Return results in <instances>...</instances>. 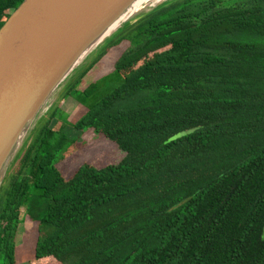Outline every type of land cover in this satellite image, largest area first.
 <instances>
[{"label": "trees", "instance_id": "1", "mask_svg": "<svg viewBox=\"0 0 264 264\" xmlns=\"http://www.w3.org/2000/svg\"><path fill=\"white\" fill-rule=\"evenodd\" d=\"M22 1L0 0V27ZM77 69L79 116L48 109L0 185V264L33 223L27 264H264V0H165ZM87 130L121 159L63 175Z\"/></svg>", "mask_w": 264, "mask_h": 264}, {"label": "water", "instance_id": "2", "mask_svg": "<svg viewBox=\"0 0 264 264\" xmlns=\"http://www.w3.org/2000/svg\"><path fill=\"white\" fill-rule=\"evenodd\" d=\"M133 1L23 0L11 11L0 27V185L50 95Z\"/></svg>", "mask_w": 264, "mask_h": 264}, {"label": "rangeland", "instance_id": "3", "mask_svg": "<svg viewBox=\"0 0 264 264\" xmlns=\"http://www.w3.org/2000/svg\"><path fill=\"white\" fill-rule=\"evenodd\" d=\"M149 6V5H148ZM146 6V7H148ZM151 7V6H150ZM149 8V7H148ZM146 9H142L135 13L133 16H131L128 20L134 21L139 15L142 14ZM102 44H100L95 50H93L85 59L84 61L77 67V71L83 68L89 60L93 58V56L96 54L98 48L102 47ZM126 42H122L120 46L117 47L114 59L127 47ZM99 48V49H100ZM112 52V51H110ZM109 56V54H108ZM109 57L107 58L108 61L104 63V59L102 62H97L85 75V77L82 78L80 83L78 85H81V87H85L89 82L99 78L100 76L110 72L112 70L113 66V60ZM64 86H60V88L56 89L48 98L50 100V105L47 108V110L44 113V115L47 113L48 109H50L52 106L57 104L63 112L66 113V117L69 121L75 120V117L79 116V112L77 111L79 108H77L76 103L73 101L70 97H65L64 94ZM80 106V105H79ZM43 115V114H42ZM43 115V116H44ZM70 134L72 135V130H70ZM19 151V150H18ZM16 152V154L18 153ZM16 154L13 157V161L8 166L3 180L6 177V175L9 173H13V169H15L18 165L19 158H15ZM122 157V152L113 145L112 142L106 141V139L101 134H94L91 130H87L81 136L78 138V141L75 143V148H73L67 157H65L63 160H61L57 166L59 169L62 170L63 175L69 176V172L67 170L74 169L78 164L81 162H88L93 164L96 167H102L109 163H115L118 160H120ZM15 158V159H14ZM13 163V164H12ZM11 169V170H10ZM67 169V170H66ZM10 170V171H9ZM23 225V224H22ZM32 229L30 230H24L20 228V235L17 237V247H16V253H15V259L17 264H27L24 263V261H27L30 259L34 244V237L35 235L33 232H35V223L32 225ZM27 233H25V232ZM33 231V232H32ZM29 232V233H28ZM32 264V263H31Z\"/></svg>", "mask_w": 264, "mask_h": 264}, {"label": "bare ground", "instance_id": "4", "mask_svg": "<svg viewBox=\"0 0 264 264\" xmlns=\"http://www.w3.org/2000/svg\"><path fill=\"white\" fill-rule=\"evenodd\" d=\"M162 0H134L127 8L126 10H124V12L110 25V27L104 32L103 37L97 41V43H94L80 58V63L81 64L84 59L88 56V54L90 53V51L94 48L95 45H97L98 43L101 42V40L110 35L112 32H114L118 27H120L125 21L126 19H128L129 17L133 16L135 13H137L138 11L142 10V9H147L150 6H153L154 4H156L157 2H160ZM151 2V3H149ZM149 5V6H148ZM148 6V7H146ZM78 64V65H79ZM50 100L47 101L46 106L43 109V112H45L47 110V108L50 105Z\"/></svg>", "mask_w": 264, "mask_h": 264}]
</instances>
